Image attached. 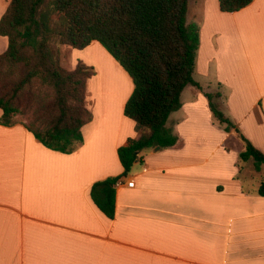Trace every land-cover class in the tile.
<instances>
[{
  "label": "crops",
  "instance_id": "crops-1",
  "mask_svg": "<svg viewBox=\"0 0 264 264\" xmlns=\"http://www.w3.org/2000/svg\"><path fill=\"white\" fill-rule=\"evenodd\" d=\"M211 1L215 45L209 39L207 52L199 51L196 70L207 86L194 80L201 89L193 87L182 103L183 117L169 116L177 144L141 152V162L120 179L112 220L94 205L90 189L122 174L117 150L141 135L123 114L133 85L118 112L104 115V89L95 76L87 81L93 118L70 154L42 146L23 122L0 125V264H264V197L255 193L264 170L240 171L243 145L216 125L203 96L222 94L208 86L215 63L217 86L229 89L225 116L264 153V0L234 13ZM9 2L0 0V17ZM96 43L77 51L95 60ZM113 67L125 74L116 61Z\"/></svg>",
  "mask_w": 264,
  "mask_h": 264
},
{
  "label": "trees",
  "instance_id": "trees-1",
  "mask_svg": "<svg viewBox=\"0 0 264 264\" xmlns=\"http://www.w3.org/2000/svg\"><path fill=\"white\" fill-rule=\"evenodd\" d=\"M253 0H218L222 13L242 10ZM189 0H10L0 17V125L11 126L18 115L27 116L24 127L45 148L70 154L83 142L82 128L92 121L86 107L87 81L92 67L78 61L64 70L51 43L83 50L92 42L128 74L133 90L123 114L141 131L117 150L121 175L95 182L90 198L108 219L115 216L116 186L128 176L139 154L158 147H174L178 138L167 127L169 116L182 107L187 86L194 81L199 28L187 23ZM214 119L243 145L240 165L252 161L264 167V153L223 115L212 102L220 94H206ZM264 197V180L256 189Z\"/></svg>",
  "mask_w": 264,
  "mask_h": 264
},
{
  "label": "rangeland",
  "instance_id": "rangeland-1",
  "mask_svg": "<svg viewBox=\"0 0 264 264\" xmlns=\"http://www.w3.org/2000/svg\"><path fill=\"white\" fill-rule=\"evenodd\" d=\"M212 1L209 0V2L207 3L206 9H208V16L207 18H205L202 15L201 10L204 8V0H189V7H188V13H187V23H193L196 24L199 28V39H200V46L196 55V63H195V70H194V74H193V79L195 81H198L199 83H201L204 87L207 86L205 84L206 80L204 79V77L200 76L201 72L197 70L198 67V53L200 50H202V55L203 53L207 52V48L210 47L209 45V39L211 41L212 45H215V39L214 36L213 38L210 37V34L215 30V27L218 26V22L215 21L214 16L212 15ZM0 10H2V6L0 5ZM221 23V21H220ZM230 40V38H228V41ZM238 41V44H241V42ZM96 43V42H95ZM235 43V40H234ZM6 45V39L4 38H0V53L4 52V48ZM96 47H98V53L96 55V59L95 60H90L89 56L83 52V51H77V50H73L70 48H66L64 46L59 45L58 43H56L55 41L51 43V48L55 54V56L58 58L60 66L66 70V71H72L74 69L75 64L78 61H82L83 63L92 66V68L95 70V77L97 79V82L101 84L102 89H104L103 93H102V97L103 100H101L102 102H100V113H103L105 115L106 112H118V109L116 108V105L119 107V104L122 102V97H123V92L125 90V93L128 92L130 86L128 85H133L131 84L132 81L129 78L128 74L126 72H124L125 74H122V72L119 71H114V67H113V63H115V60L101 47L100 44L96 43ZM244 45H247V39L244 38ZM100 47V48H99ZM201 59V58H200ZM89 62V63H87ZM91 62V63H90ZM210 67V74L209 77L207 79H209L210 84H208V86L210 85L211 87L214 88H219L220 92L222 93V99L219 100V98H213L212 102L214 103L215 106H217V108L219 109V111L223 114V115H227V105H226V98L229 92V89L226 88L225 86H217V82L214 78V69H215V63H211L209 65ZM107 76H110L112 78L117 79V86L116 88L114 87H109L108 84H106L107 81ZM126 81L129 82V84L126 83ZM191 89L195 90L193 88V86H187L182 94H181V101L183 104H186L190 98H192V94H191ZM112 90V92H111ZM206 92V91H205ZM208 93H205L203 96L205 97V95ZM215 94V93H214ZM212 94V95H214ZM220 95V96H221ZM207 99V98H206ZM208 101V100H207ZM95 105V104H94ZM209 107V106H208ZM207 111H209L207 109ZM114 115L118 114V113H113ZM210 114L212 115V112L210 111ZM184 112L183 110H178L177 112L172 113L170 116L172 117H183ZM100 116V114L98 113V117ZM27 117H29V115L27 116H16L14 119L19 121V122H27ZM213 117V115H212ZM229 117V116H228ZM214 118V117H213ZM208 120H210L209 118H207ZM216 120L214 119V122ZM206 122V120H205ZM213 122V123H214ZM211 121V124L214 125ZM216 125H220L217 121H216ZM110 126L113 125V123L110 122ZM170 125L172 126V123L170 122ZM108 137L110 136L109 133H107ZM235 135V134H234ZM236 136V135H235ZM208 148V147H206ZM232 151V150H231ZM145 152V151H144ZM234 152V151H233ZM227 153H230V151H228L227 149ZM234 155V154H233ZM231 156V155H230ZM243 166V173L244 175H248V173L254 169L253 167V163L252 161H248L245 164H242ZM255 170V169H254ZM262 170H264V167H262ZM260 176V175H259ZM264 178V176H260L259 179Z\"/></svg>",
  "mask_w": 264,
  "mask_h": 264
},
{
  "label": "bare ground",
  "instance_id": "bare-ground-1",
  "mask_svg": "<svg viewBox=\"0 0 264 264\" xmlns=\"http://www.w3.org/2000/svg\"><path fill=\"white\" fill-rule=\"evenodd\" d=\"M106 78H107L106 84H108V85H110V84H112V83H114V82H117V79L112 78V77H110V76H107ZM117 85H118V84H117ZM111 92H112V90H111Z\"/></svg>",
  "mask_w": 264,
  "mask_h": 264
},
{
  "label": "built area",
  "instance_id": "built-area-1",
  "mask_svg": "<svg viewBox=\"0 0 264 264\" xmlns=\"http://www.w3.org/2000/svg\"><path fill=\"white\" fill-rule=\"evenodd\" d=\"M133 185H134V182L133 181H130V182L127 183V186L130 187V188H132Z\"/></svg>",
  "mask_w": 264,
  "mask_h": 264
},
{
  "label": "water",
  "instance_id": "water-1",
  "mask_svg": "<svg viewBox=\"0 0 264 264\" xmlns=\"http://www.w3.org/2000/svg\"><path fill=\"white\" fill-rule=\"evenodd\" d=\"M155 150H156V151H158V150H159V148H158V147H156V148H155Z\"/></svg>",
  "mask_w": 264,
  "mask_h": 264
}]
</instances>
